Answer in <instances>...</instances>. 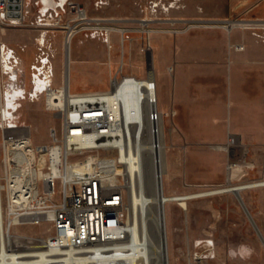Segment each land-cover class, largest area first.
I'll return each instance as SVG.
<instances>
[{"label": "rangeland", "instance_id": "obj_1", "mask_svg": "<svg viewBox=\"0 0 264 264\" xmlns=\"http://www.w3.org/2000/svg\"><path fill=\"white\" fill-rule=\"evenodd\" d=\"M25 2L26 14L23 24L15 28L0 24V42L13 48L22 58L21 66L25 79L29 76L28 66L37 50L36 39L42 33H46V41L53 54L55 78L57 83H60L66 68L67 52H63V32L52 31L54 28L39 25L36 20L40 10L61 6L65 9L61 24L65 25L76 17L75 9L79 7L85 10L89 19H109L111 26L132 29L133 32L124 35L111 32L108 42L99 30L79 32L74 37L71 47V57L73 58L74 52L78 55L76 63L79 70H74V64H71L70 78H67L70 79V92H104L110 89L111 79H120L121 73L146 78L151 68L153 78L155 74V80L159 84L158 107L166 109L171 104L172 78L168 72L171 73L174 66L173 63L167 65L173 60L172 41L167 37L173 38L196 28L189 27L190 23L217 24L229 20L233 22L264 19L250 16L249 11L238 17L218 19L216 16L221 15V11L224 15L227 14L231 0H60L59 3L56 0H25ZM72 6L75 9H72ZM252 15H264V0H256ZM143 23L145 26L148 24V27L156 32L147 34L141 31ZM135 30L137 32H134ZM147 42L150 43L151 50L144 54L141 48ZM231 46L234 49L236 45ZM159 54L161 61H156ZM179 67L176 65V69ZM169 68L172 70L168 71ZM15 103L18 109L17 124L28 126L31 132L30 145L35 146L40 152L44 151L49 142L48 130L56 126L58 120L44 109L42 100L30 102L28 96H24L19 97ZM191 112L190 108L182 109L181 114L191 116ZM197 112L199 113L195 107L193 116L195 119L199 116ZM174 120H177L174 116L164 118V139L167 148V173L163 177L164 194L196 195L227 186L228 161L232 160L234 163L240 161L243 149H246L244 160L247 166L234 167L229 184L250 185L251 182L264 180V141H242L241 135L226 131V128L220 133L206 134L202 132L203 128L196 126L194 130L191 128L190 131L183 133L177 128ZM216 128L224 129L220 124ZM229 136L238 138L242 147L231 145L228 151L211 148L213 144L227 143ZM18 146L16 144L12 148ZM100 155L108 157L111 154ZM240 196L258 233L231 192L190 199L185 210L177 205V202L167 203L165 210L169 264H264V186L245 188L240 191ZM125 201L126 222L131 215L127 189ZM46 227L43 225L15 227L12 231L22 235L44 236Z\"/></svg>", "mask_w": 264, "mask_h": 264}, {"label": "built area", "instance_id": "obj_2", "mask_svg": "<svg viewBox=\"0 0 264 264\" xmlns=\"http://www.w3.org/2000/svg\"><path fill=\"white\" fill-rule=\"evenodd\" d=\"M25 3V0H0V24L14 28L23 24ZM68 4L70 5V2ZM56 8L40 10L36 21L39 25L54 28L52 31L62 30L63 52L67 51L68 40L72 38L68 31L70 26L77 29L75 32H79L83 26L90 25V29H83V32L99 30L105 40H108L112 28L111 20L86 17L88 19L81 23L78 15L82 9L72 6L76 17L71 23L64 25L61 22L65 9L61 6ZM236 21L241 23L238 28L249 31L264 41V19ZM131 31L133 32L132 29H126L122 35ZM45 34L42 33L36 39L37 50L28 66L27 79L21 66L22 58L13 48L0 42V195L1 212L4 216L2 224L11 236L15 227L47 226L44 236L19 234L27 238L24 246L30 252L27 259H31V264H36L41 247H48V252L59 256L62 245L74 247V259L62 264H123L121 258L114 263L109 260L121 252L120 244L124 241L127 210L125 189L121 185L111 188L103 185L98 173L100 161L97 158L100 153H107L103 146L80 145L93 136L106 135L110 121L102 110L93 105L87 104V107L81 110L73 107V102L82 97L70 92L69 79H66L64 72L60 83H57L53 54ZM234 49L243 50L244 47L236 45ZM150 50L149 42L141 48L144 54ZM171 70L172 68H169L168 71ZM124 76L121 73L120 79ZM24 96H28L30 102L42 100L44 109L58 120V124L48 130L49 142L44 151L40 152L35 146H29V127L18 125L16 122L18 109L15 101ZM173 113V110L163 113L157 106L149 110V119L151 122H157L162 118L164 122V118L173 116ZM69 116L72 117L71 120L68 119ZM157 130L156 126L152 127L153 133H157ZM16 144L25 152H15L12 147ZM31 151L34 152V166L38 174L18 181L15 197H11L6 188L12 171L11 165H14L15 161L23 160ZM92 156L96 158L83 165V161ZM26 161L27 159L23 160L25 163ZM20 165L17 163L15 166ZM42 172L45 174L41 175Z\"/></svg>", "mask_w": 264, "mask_h": 264}, {"label": "bare ground", "instance_id": "obj_3", "mask_svg": "<svg viewBox=\"0 0 264 264\" xmlns=\"http://www.w3.org/2000/svg\"><path fill=\"white\" fill-rule=\"evenodd\" d=\"M78 16L81 23L88 19L85 10L79 12ZM147 21L142 20V22ZM239 24L241 23L229 20L217 24L190 23L189 27H220L231 31L238 28ZM90 27V25H85L79 32H83V29L88 30ZM68 31L70 32L69 36L72 38L68 40L69 45L66 49V75L70 78V67L73 63L71 57L72 41L79 32H75L77 29L71 26ZM110 31L123 34L126 28L112 26ZM141 31L147 34L156 32L149 28L148 24L144 25ZM151 70L150 68L149 75L146 78H137L131 75H125L122 79L112 78L110 89L106 92L77 94L82 98L73 102V107L76 110L86 108V105L90 104L102 110L104 116L108 117L110 121L108 133L93 136L88 141L80 143V145L85 147L103 146L107 153L111 154L108 157L100 154L97 156L100 161L98 173L103 185L107 188L121 185L129 192L131 215L125 222L124 241L120 244L121 252L111 257L110 263H114L121 258L123 264H169L165 210L167 203L177 202V205L185 210L187 201L190 199L227 192L233 193L234 189L241 191L250 186H264V181L250 185L233 186L229 184L233 168L247 166L244 160L246 150H244L240 161H236V163L232 160L228 161L226 167L227 186L196 195L176 196L164 194L163 177L166 174L167 148L164 139L163 119L159 118L157 122H151L149 119V110L155 109L158 104L156 84L153 86L154 78ZM64 89L66 91V87ZM69 118L72 119L71 116ZM154 126L158 129L157 133L152 132ZM29 146L32 147L30 144ZM214 148L216 150L226 149L225 146H215ZM13 150L15 152L19 150L22 153L25 152L20 146L13 148ZM24 157V161L27 159L26 163L21 160L19 162L15 161L14 165H11L12 171L6 186L8 195L11 197H15L16 186L19 185L18 181H22L30 175L34 177L38 174L34 166V152L31 151L30 155L26 154ZM93 158L96 157L92 156L90 159L84 160L83 165ZM17 163L23 165H20V167L15 166ZM40 174L44 175L45 173ZM1 187L0 182V189ZM3 217L0 195V264H31V259H27V254L30 252L24 246L27 238L17 233H13V236H11L2 224ZM6 233H8V236H6ZM73 259L74 247H71V245L60 246L59 256H53V253L48 252V247H41L38 250L36 264H62Z\"/></svg>", "mask_w": 264, "mask_h": 264}, {"label": "crops", "instance_id": "obj_4", "mask_svg": "<svg viewBox=\"0 0 264 264\" xmlns=\"http://www.w3.org/2000/svg\"><path fill=\"white\" fill-rule=\"evenodd\" d=\"M255 6L256 0H231L226 14L229 16L226 17L221 11V15L216 17H238L247 11L252 17H264L252 15ZM167 38L173 45V60L167 63L174 64L173 71L168 72L172 78L171 104L168 109H158L163 113L173 110V116L177 119L174 120L175 125L183 133L191 128L194 130L196 126L203 128L202 132L206 134L220 133L226 128V131L241 135L242 141H264V41L249 31H227L220 27H196ZM240 44L243 50L231 48V45ZM159 55L156 61H161ZM73 58V69L77 70L76 52ZM176 65L180 67L176 69ZM65 76L69 77L66 68ZM154 82L158 100L159 84L155 74ZM195 107L199 111L197 119L193 118ZM189 108L192 110L191 116L183 115L184 112L181 114L182 109ZM219 124L223 130L216 128ZM229 139L227 143L213 144L211 148L216 150L215 145H224L225 150L217 151H228L231 145L242 147L238 138L229 136Z\"/></svg>", "mask_w": 264, "mask_h": 264}, {"label": "water", "instance_id": "obj_5", "mask_svg": "<svg viewBox=\"0 0 264 264\" xmlns=\"http://www.w3.org/2000/svg\"><path fill=\"white\" fill-rule=\"evenodd\" d=\"M233 194H234V195L236 196V198L238 199V201H239L240 205L242 206L243 210L245 211V213H246V215H247V217H248L250 223H251L252 226L254 227L255 231L258 233V229H257V227H256V225H255V223H254V221H253V219H252V217H251L249 211H248L247 208L245 207V204L243 203V200H242V198H241V196H240V190H238V189H234V190H233Z\"/></svg>", "mask_w": 264, "mask_h": 264}]
</instances>
